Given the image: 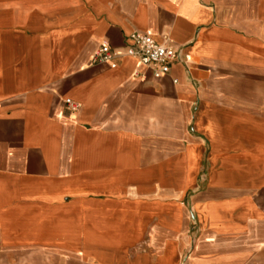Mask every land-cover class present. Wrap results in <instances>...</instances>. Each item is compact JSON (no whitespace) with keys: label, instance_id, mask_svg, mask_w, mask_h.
<instances>
[{"label":"crops","instance_id":"obj_1","mask_svg":"<svg viewBox=\"0 0 264 264\" xmlns=\"http://www.w3.org/2000/svg\"><path fill=\"white\" fill-rule=\"evenodd\" d=\"M0 264H264V0H0Z\"/></svg>","mask_w":264,"mask_h":264},{"label":"built area","instance_id":"obj_2","mask_svg":"<svg viewBox=\"0 0 264 264\" xmlns=\"http://www.w3.org/2000/svg\"><path fill=\"white\" fill-rule=\"evenodd\" d=\"M122 56L150 70L157 80L168 76L172 65L185 57L182 49L159 43L151 33L135 31L128 35L124 53L112 49L108 43H103L93 53L91 63L109 64ZM173 83L177 84L178 81L174 80ZM64 106L71 113H76L81 108L79 103L71 99H66Z\"/></svg>","mask_w":264,"mask_h":264}]
</instances>
